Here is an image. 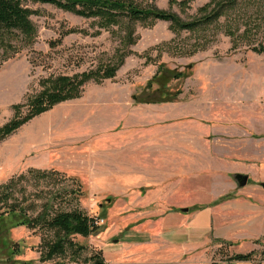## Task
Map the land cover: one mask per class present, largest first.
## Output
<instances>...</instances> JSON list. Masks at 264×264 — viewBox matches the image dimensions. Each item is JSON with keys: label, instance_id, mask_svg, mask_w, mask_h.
<instances>
[{"label": "rangeland", "instance_id": "rangeland-1", "mask_svg": "<svg viewBox=\"0 0 264 264\" xmlns=\"http://www.w3.org/2000/svg\"><path fill=\"white\" fill-rule=\"evenodd\" d=\"M132 1L184 22L215 2ZM217 1L226 6L222 16L193 32L164 20L105 28L96 18L27 3L34 34L0 44V127L25 116L27 98L49 79L118 68L0 141V264H94L98 254L106 264H230L252 251L247 264L260 263L258 239L230 244L213 226L181 250L158 228L172 210L192 220L212 209L229 232L246 213L233 205L264 204V53L253 50L264 45V0H238L231 9V0ZM239 173L249 176L246 187ZM13 206L30 218L81 209L103 229L74 234L65 255L43 259L53 234L6 229Z\"/></svg>", "mask_w": 264, "mask_h": 264}, {"label": "trees", "instance_id": "trees-1", "mask_svg": "<svg viewBox=\"0 0 264 264\" xmlns=\"http://www.w3.org/2000/svg\"><path fill=\"white\" fill-rule=\"evenodd\" d=\"M174 1L177 2V0ZM28 2L48 3L84 17L96 18L99 24L105 28L117 25L124 19L130 21L164 20L170 21L180 30L192 32L200 30L205 25L214 23L226 10L224 2H216L215 0V4L211 2L202 8V11H205L206 14L194 21L184 22L172 13L141 6L132 0H0L1 45H4L6 39L15 33H20L25 37H32L34 34V26L31 22L32 10L27 6ZM182 3H185V1ZM238 4V0H231L228 8H236ZM212 5H215L214 8L209 10ZM253 50L264 53V45L254 46ZM105 67L103 69L100 67L101 69L99 70L75 74L74 76L60 75L45 81V88L39 94L27 98L25 104L30 108L28 113L0 127V141L13 134L34 117L50 110L57 103L80 97L89 81H102L105 78L115 76L118 65ZM7 217L8 219L4 221L6 229L16 226L41 227L53 234L52 239L45 244L46 252L43 259L65 255L69 247H74L75 243L71 239L72 235L89 236L103 229L99 224L98 218L86 214L81 209L57 210L53 214L45 211L34 218H30L25 208L13 206ZM229 243L232 244L231 242ZM255 243L263 246L261 263L264 261V242L258 239ZM254 253V251L247 254L240 253L234 255L233 258L236 261H250L253 259ZM93 259H95L94 264H106L100 254Z\"/></svg>", "mask_w": 264, "mask_h": 264}, {"label": "crops", "instance_id": "crops-1", "mask_svg": "<svg viewBox=\"0 0 264 264\" xmlns=\"http://www.w3.org/2000/svg\"><path fill=\"white\" fill-rule=\"evenodd\" d=\"M248 182L243 187H246L248 185ZM260 193L262 194L261 198L264 199L263 192L260 191ZM242 207H245L243 208L246 211L245 215L238 217L239 219L236 225H234L232 227V230H230L229 232H225L222 229V220H218V218L216 217V213H213L212 209L203 210L197 214H194L192 220L189 218V216L182 213L179 214L177 213L178 211L172 210L169 213H165L163 216L160 217L161 220L158 223V228H163L161 231V236L164 237L167 244L172 245L173 247H177L181 250H186L188 247H190V244L195 245L203 241L206 238V234L213 230V226L216 234H219V238L225 239L232 243H247L253 241L254 239H259L260 237H263L264 204H261L257 208H255L254 205L252 207L239 205L238 208L233 205L231 211L237 210L236 212L238 213L240 210H242ZM241 213L242 212H239V215ZM190 222L192 223L191 228L189 226ZM137 240L133 243L137 246L147 242H144V239ZM247 262L248 261H238L232 262L230 264H247Z\"/></svg>", "mask_w": 264, "mask_h": 264}, {"label": "water", "instance_id": "water-1", "mask_svg": "<svg viewBox=\"0 0 264 264\" xmlns=\"http://www.w3.org/2000/svg\"><path fill=\"white\" fill-rule=\"evenodd\" d=\"M235 178H236V180H237V182H238V185H239L240 187H243V186H245V185L247 184L248 179H249V176L246 175V174H240V173H239V174H236ZM262 186H263V188H264V183L262 184ZM184 210H185V211H188L187 208L184 209Z\"/></svg>", "mask_w": 264, "mask_h": 264}]
</instances>
